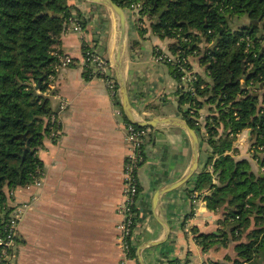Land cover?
Returning a JSON list of instances; mask_svg holds the SVG:
<instances>
[{
	"label": "crops",
	"instance_id": "obj_1",
	"mask_svg": "<svg viewBox=\"0 0 264 264\" xmlns=\"http://www.w3.org/2000/svg\"><path fill=\"white\" fill-rule=\"evenodd\" d=\"M73 2L83 12L86 24L82 30L68 26L62 34L58 49L73 61L52 74L45 92L54 111L52 118L60 124L59 135L55 139L54 133L46 136L39 150L44 162L41 185L18 187L12 194L14 204L26 207L17 234L20 241L9 263L4 264H123L117 225L123 217L120 208L125 199L124 164L130 150L126 127L130 119L119 89L112 95L101 76L86 75L83 64L86 46L96 48L113 63L117 21L102 4ZM234 19L236 25L249 22L247 16ZM133 41L138 43L132 46ZM171 41L150 29L141 36L135 21L129 19L124 74L133 109L142 118L165 120L147 126L145 159L137 170L140 192L133 248L138 264H210L236 257L239 241H218L208 249L197 241L199 233H218L225 209L214 210L189 192L206 166L210 148L206 131H197L199 166L187 178L194 153L190 133L175 124L187 120L179 104L178 80L168 64L154 54L156 46L170 50ZM191 61L208 79L198 58ZM259 92L264 93V86ZM255 140L251 128L242 130L232 153L238 159H248L251 171L259 176L264 174L259 162L263 147L254 146ZM208 168L213 171L212 164ZM257 215L252 213L243 241L250 240L251 230L257 233L264 228L256 222ZM263 234L252 237L258 249L243 264H264Z\"/></svg>",
	"mask_w": 264,
	"mask_h": 264
},
{
	"label": "trees",
	"instance_id": "obj_2",
	"mask_svg": "<svg viewBox=\"0 0 264 264\" xmlns=\"http://www.w3.org/2000/svg\"><path fill=\"white\" fill-rule=\"evenodd\" d=\"M114 1L132 12L139 4L141 17L134 21L141 36L149 30L143 18L148 15L152 31L172 40V52L195 56L205 68L208 79L197 76L195 94L183 92L179 97L184 116L196 130L195 118L184 105L196 109L208 105L205 140L209 154L189 192L214 210L223 207L225 214L218 233H199L196 238L203 249L218 241L238 239L236 257L210 264H243L258 249L252 237L264 233V228L257 233L251 230L250 240H242L251 226L252 213H257L256 222L264 225V174L257 176L250 161L236 158L232 151L237 134L251 128L256 134L254 146L263 147L259 162L264 167V93L259 92L264 86V0ZM73 15L85 27L84 14L73 0H0L1 231L12 208L10 190L42 175L44 162L39 150L46 136L54 133L55 139L59 135L60 124L52 118L54 111L45 92L60 62L61 36ZM242 16L249 22L232 24L235 17ZM137 43L133 41L132 46ZM167 64L180 79L178 67ZM89 73L86 71L88 77ZM28 143L30 149L26 150ZM15 239L20 241L18 235ZM133 255L136 258L135 248Z\"/></svg>",
	"mask_w": 264,
	"mask_h": 264
},
{
	"label": "built area",
	"instance_id": "obj_3",
	"mask_svg": "<svg viewBox=\"0 0 264 264\" xmlns=\"http://www.w3.org/2000/svg\"><path fill=\"white\" fill-rule=\"evenodd\" d=\"M138 7H140L139 4L135 5L134 11ZM68 26L74 30L83 29L81 19L75 15L69 18V24L66 29ZM154 54L157 60L165 63L170 62L178 67L181 72L180 79H178L179 94L183 92L195 94L196 79L200 73L194 67L191 56H182L180 51L172 52L171 50H164L159 46L154 48ZM59 57L60 62L56 66V71L73 61L72 56L67 53H61ZM83 64L86 71L98 74L106 81L112 95L118 93V84L112 61L95 50V48L87 46L84 50ZM187 108H190V112L195 118V124L199 127L197 131L199 134H203L206 131L205 118L208 113L206 105L203 104L196 109L195 107H190L187 103ZM149 129V127L136 126L133 122H128L126 127V139L130 144V150L124 164L123 191L125 199L120 208L123 217L117 225L123 264H138L133 255L132 242L137 217V200L140 192L137 170L145 159L144 142ZM42 181V176H36L34 181L27 186L31 187L32 184L41 185ZM14 190L11 189L10 194H13ZM10 205H12V208L8 212L4 230L1 231L0 229V264H3V261H9L13 257L14 248L17 245L15 238L18 234L19 224L26 207V204H14L12 201Z\"/></svg>",
	"mask_w": 264,
	"mask_h": 264
},
{
	"label": "water",
	"instance_id": "obj_4",
	"mask_svg": "<svg viewBox=\"0 0 264 264\" xmlns=\"http://www.w3.org/2000/svg\"><path fill=\"white\" fill-rule=\"evenodd\" d=\"M98 4H102L103 6L109 8L117 21V53L116 57L113 60V66L115 70V76L118 83L119 94L121 96L122 107L127 115V117L135 124L140 126H156L165 120H160L161 118H152L145 119L140 117L133 109L128 86L125 79L124 68H125V60L128 52V30H129V15L128 12L116 3L114 0H85ZM172 122V121H170ZM175 124L185 128L191 135L192 138V147H193V163L188 172V176H190L193 172L198 169L199 159H200V138L196 129H194L187 120L180 119L175 122ZM29 143L26 147V150H29ZM25 153V152H24Z\"/></svg>",
	"mask_w": 264,
	"mask_h": 264
},
{
	"label": "rangeland",
	"instance_id": "obj_5",
	"mask_svg": "<svg viewBox=\"0 0 264 264\" xmlns=\"http://www.w3.org/2000/svg\"><path fill=\"white\" fill-rule=\"evenodd\" d=\"M104 7V6H103ZM105 8V10L106 11H108V12H110V13H113L109 8H107V7H104ZM137 10V11H136ZM135 11H130V10H127V12H128V15H129V19L131 20V21H134V17H141V15H140V13H139V7H138V9H136ZM133 15V16H132ZM143 18H144V20L146 21L145 22V25L152 31V28H151V26H150V23H151V18L148 16V15H146V16H143ZM236 23V19H234V21L232 22V24H234V25H236L235 24ZM133 24V23H132ZM239 24H241V23H239ZM134 25V24H133ZM152 33H154L153 31H152ZM95 50H96V48H95ZM99 53H101V54H103L102 52H100L99 50H97ZM116 53H117V38L115 39V49H114V58L116 57ZM191 58H193V60L195 61L197 58L195 57V56H191ZM15 255H16V252H15Z\"/></svg>",
	"mask_w": 264,
	"mask_h": 264
}]
</instances>
